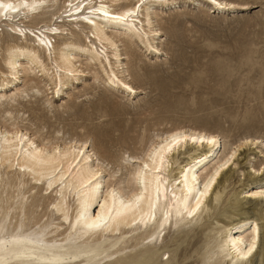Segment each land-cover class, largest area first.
<instances>
[{"label": "bare ground", "instance_id": "bare-ground-1", "mask_svg": "<svg viewBox=\"0 0 264 264\" xmlns=\"http://www.w3.org/2000/svg\"><path fill=\"white\" fill-rule=\"evenodd\" d=\"M178 1L185 0H0V37L2 26L12 27V39L18 42L7 47L5 65L0 67L4 70L0 71V108L8 104L13 111L21 106V99L30 97L29 92L40 95L42 85L49 88L54 84V96L46 101L52 105L53 98L63 96L71 81L79 84L89 74L109 89L136 97L139 90L127 77L129 65L140 59L134 48L145 49L156 58L165 54L159 11L172 9ZM187 1L208 3L203 6L212 7L214 14L249 8L227 0H217L216 4L212 0ZM55 38L62 40L60 45H55ZM12 111H6L0 123V264H130L128 250L133 246L163 244L173 227L184 228L208 219L204 216L212 200L221 205L222 190L233 183L230 173L243 168V161L252 156L250 151L260 149L264 158L261 138L245 137L230 144L208 131L176 127L154 136L142 156L125 155L117 162L119 169L108 170L111 161L98 154L89 138L45 137L40 129L31 132L26 125L21 126ZM176 133L181 134V143L169 151ZM210 139L215 143L209 144ZM252 168L241 185L252 189L243 192L246 196L238 199L236 207L257 211L264 219V167ZM121 169L126 172L121 173ZM141 181L147 191L137 206ZM206 184L209 187L207 195L200 197L201 208L188 217L186 209L195 207L192 197L204 191ZM157 188L156 220L149 222L148 198L155 201ZM36 189L42 192L37 191L36 203L53 201L47 211L50 219L39 217L31 223L35 204H29L26 196ZM111 193H117L125 204L132 202L133 207H122ZM4 196L9 199L4 200ZM244 199L247 202L243 203ZM81 213L85 218L77 222ZM98 217L107 221L105 228L89 231L83 227L89 218ZM35 223L40 225L38 231L32 227ZM217 224L219 236L201 254V264L251 263L262 240L260 224L250 218ZM249 248L253 250L246 255ZM142 255L133 258L138 260Z\"/></svg>", "mask_w": 264, "mask_h": 264}, {"label": "rangeland", "instance_id": "rangeland-1", "mask_svg": "<svg viewBox=\"0 0 264 264\" xmlns=\"http://www.w3.org/2000/svg\"><path fill=\"white\" fill-rule=\"evenodd\" d=\"M227 1L249 8L214 14L212 7L203 6L208 3L185 0L172 5V9L159 11L165 54L156 58L145 49L134 48L140 59L129 65L127 77L139 90L136 97L109 89L89 74L79 84L71 81L63 96L53 98L52 105L46 101L54 96V84L49 88L42 85L40 95L29 92L30 97L21 99V106L13 111L6 104L0 108V123L5 112L12 111L21 126L26 125L31 132L40 129L45 137L89 138L98 154L111 161L108 170L119 169L117 162L125 155L142 156L152 140L176 127L208 131L230 144L245 137L264 141V0ZM11 28L2 26L0 67L5 65L7 47L18 44L12 39ZM74 29L81 35L80 30ZM87 36L86 30L81 36L83 42ZM53 40L55 45L62 42L59 38ZM259 150L250 151L252 156L243 161V168L230 173L233 183L222 190L221 205L212 200L204 216L208 219L184 228L173 227L163 244L133 246L128 250L131 258L127 263L201 264V254L219 236L218 221L227 225L250 218L260 224L262 240L258 254L249 264H264V219L257 211L236 207L238 199L246 196L243 192L252 189L241 186L247 182L252 166L264 167ZM37 191L40 192L36 189L26 196L29 204H35L31 208L35 212V216H30L31 223L39 217H45L44 221L50 219L47 211L53 200L36 203ZM32 227L38 231L40 225L35 223ZM139 253L143 255L134 259Z\"/></svg>", "mask_w": 264, "mask_h": 264}, {"label": "snow or ice", "instance_id": "snow-or-ice-1", "mask_svg": "<svg viewBox=\"0 0 264 264\" xmlns=\"http://www.w3.org/2000/svg\"><path fill=\"white\" fill-rule=\"evenodd\" d=\"M141 2H143V0H141ZM213 4H216L217 0H212ZM8 8H11L12 5L9 4L7 5ZM221 7H223V5H221ZM116 19H123V17H115ZM125 88H127V85L124 86ZM127 90L129 92L132 91V89L130 88H127ZM179 136H181L180 133H176L174 134L172 137H171V144L168 145V150L171 151V148L173 146H178L180 143H181V140L178 138ZM184 139H187L188 137H183ZM25 139H27V137H25ZM203 140V138H201ZM195 140V138H193V141ZM209 144H214L215 143V140L214 139H210L207 141ZM163 147V145L161 146ZM225 167H227V164L224 165ZM146 167V165H145ZM219 173H217L218 175ZM215 181L213 180L212 183H214ZM157 183H159V180H157ZM176 183H179V181H176ZM209 185H204V191H201L199 192L198 194L194 195L192 197V200L193 202L195 203V207L194 208H191L190 210H187L186 209V214L188 217H191L193 216L200 208H201V204H202V201L200 200V197L201 196H206L207 195V189H208ZM147 191V189L144 187L143 185V182L141 181V195L137 196L135 198V204L138 206L139 203L141 201H143L145 199L144 195H143V192ZM111 195L114 197V198H119L118 197V194L117 193H111ZM101 199H103V197H101ZM120 199V204L122 207H125V208H129L131 209L133 207V203L132 202H129L127 204L124 203V200L123 198H119ZM149 199V213H148V220L149 222L151 221H155L156 220V215H155V204L159 201L160 199V192H159V188L156 189V198H155V201H153V199L151 197L148 198ZM114 203H115V199H114ZM99 207V206H98ZM85 218V213H81L80 216L77 217V222H79L81 219H84ZM165 219L167 218L166 216L164 217ZM106 224H107V221L102 218V217H98L96 219H91L89 218V222L84 224L83 227L89 231H98V230H101L103 228L106 227ZM155 239V237H154ZM254 247V245H253ZM252 248H249L247 250V253L246 255H250L251 252H252ZM246 258V257H245ZM164 259L166 260L167 257L165 256Z\"/></svg>", "mask_w": 264, "mask_h": 264}]
</instances>
